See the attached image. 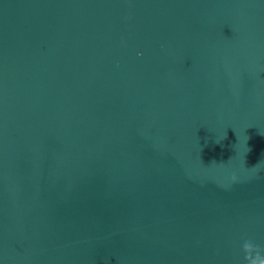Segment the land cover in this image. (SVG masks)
<instances>
[{
    "label": "water",
    "instance_id": "95a60500",
    "mask_svg": "<svg viewBox=\"0 0 264 264\" xmlns=\"http://www.w3.org/2000/svg\"><path fill=\"white\" fill-rule=\"evenodd\" d=\"M0 264H264V0H0Z\"/></svg>",
    "mask_w": 264,
    "mask_h": 264
},
{
    "label": "clouds",
    "instance_id": "9594fccd",
    "mask_svg": "<svg viewBox=\"0 0 264 264\" xmlns=\"http://www.w3.org/2000/svg\"><path fill=\"white\" fill-rule=\"evenodd\" d=\"M137 55H139V53H137Z\"/></svg>",
    "mask_w": 264,
    "mask_h": 264
}]
</instances>
